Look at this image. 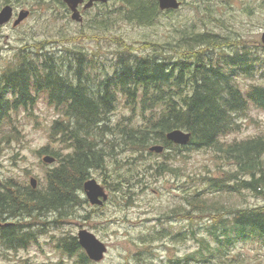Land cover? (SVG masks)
<instances>
[{"label":"trees","instance_id":"1","mask_svg":"<svg viewBox=\"0 0 264 264\" xmlns=\"http://www.w3.org/2000/svg\"><path fill=\"white\" fill-rule=\"evenodd\" d=\"M118 2L115 10L101 4L107 12L99 23H112L113 17L122 16L139 24H153L162 13L157 0ZM175 31L180 37L175 42L144 41L141 54L115 37L119 53L101 63L79 49L69 48L63 57L24 51L0 73V152L2 142L15 134L13 114L33 108L39 94L60 115L49 127V142L37 151L56 159L54 167L46 171L44 187L33 189L10 179L0 189V222L15 220L0 226L2 245L14 248L29 243L35 237L30 220L36 216L51 213L64 219L72 215L87 202L82 185L92 170L104 172L107 160L116 163L119 152H139L152 144H162L165 151L148 154L169 157L171 163L157 161L153 167L156 174L181 173L171 162L175 159L171 150L175 155L212 150L235 168L223 177H209L202 188L184 197L187 204L170 211L191 218L192 211L210 212L208 205L214 210L206 228L212 241L197 238L199 249L177 258L175 264L220 258L237 239L264 243V206L227 208L217 198L210 200L244 190L264 193V131L238 141L224 139L238 130V117L246 113L249 104L264 110V84L242 86L238 81L239 76H252L257 60L250 58L246 45H235L234 40L223 39L208 28L200 31L192 25ZM120 104L131 115L112 123L110 115ZM172 129L188 131V144L168 141L165 135ZM220 209H227L231 216L223 217ZM160 217L169 219L170 215ZM58 247L68 254L77 253L79 264L90 262L75 236H62Z\"/></svg>","mask_w":264,"mask_h":264},{"label":"rangeland","instance_id":"2","mask_svg":"<svg viewBox=\"0 0 264 264\" xmlns=\"http://www.w3.org/2000/svg\"><path fill=\"white\" fill-rule=\"evenodd\" d=\"M180 1L178 9L162 12L153 24L143 25L116 16L112 23L102 25L100 16L107 12V7L100 4L86 10L81 8L82 21L78 22L71 19L69 8L57 0H0V9L9 3L15 14L20 9L30 12L17 26L12 25V20L0 26V73L12 66L24 51L40 50L42 55L55 53L63 57L69 48L79 49L98 63L108 62L120 51L115 37L141 54L144 41L172 43L180 38L176 28L195 25L200 31L208 28L223 39L234 40L235 45H246L250 58L257 63L251 77L239 76L238 81L242 86L264 84V47L260 42L264 32V0ZM118 5V0L108 3L113 10ZM249 105L246 113L238 117V130L225 135L226 141L246 139L264 131V110ZM124 115L131 112L120 104L110 115L111 122L123 119ZM59 117L43 94L38 95L29 111L20 109L13 114L15 134L1 144L0 189L10 179L18 185H27L31 176L37 179L38 188L44 187L46 171L55 163L43 162L46 154L39 155L37 151L49 142V127ZM55 144L59 148L60 143ZM148 153V149L134 153L121 151L116 155V163L107 160L106 171L92 170L89 178L105 188L107 200L100 206L87 201L64 219H56L51 213L32 218L30 229L35 237L14 248L0 243V264H79L77 253L63 252L58 244L62 236H75L81 228L93 233L107 247L101 261L87 264H175L177 258L199 249L197 238L210 243L212 238L206 228L211 224L209 213L214 211L211 205H208L210 212L192 211L191 218L170 211L174 206L187 204L184 197L187 199L195 188H202L209 177H223L234 172V166L212 150H191L178 155L171 150L175 157L171 162L180 167L181 173L156 174L153 170L156 162L169 163V157ZM82 196L86 198L83 191ZM216 198L227 208L264 206V193L244 190L216 195L210 200ZM220 210L223 217L231 216L227 209ZM164 213L170 215L169 219L160 217ZM199 264H264V243L237 239L220 258L209 257V261Z\"/></svg>","mask_w":264,"mask_h":264},{"label":"water","instance_id":"3","mask_svg":"<svg viewBox=\"0 0 264 264\" xmlns=\"http://www.w3.org/2000/svg\"><path fill=\"white\" fill-rule=\"evenodd\" d=\"M63 3L69 8L71 12V19L81 22L82 16L78 10V6L81 3L83 8H90L94 3H106L108 0H62ZM159 9L168 10V9H177L180 5L178 0H157ZM14 15L13 7L10 4H5L0 9V26L8 23ZM29 15V10L21 9L16 15V18L13 20L12 25L17 26L20 22L26 19ZM261 43L264 46V32L260 37ZM166 139L174 144L186 145L190 140V133L182 129H172L167 132L165 135ZM148 150L150 152L160 153L163 151V146L161 144H153L149 146ZM43 162L50 164L55 161V158L51 155H45L42 157ZM29 184L32 188H36L37 179L35 177L29 178ZM83 192L92 205H102L105 200L108 198V194L105 191V188L100 185L94 178H88L83 182L82 185ZM1 224V223H0ZM77 241L80 247L85 251L86 256L94 261L99 262L104 258V255L107 251L106 245L100 241L93 233L88 230L81 228L77 232Z\"/></svg>","mask_w":264,"mask_h":264},{"label":"flooded vegetation","instance_id":"4","mask_svg":"<svg viewBox=\"0 0 264 264\" xmlns=\"http://www.w3.org/2000/svg\"><path fill=\"white\" fill-rule=\"evenodd\" d=\"M85 1H87V0H84V2H85ZM178 1H180V0H178ZM180 2H181V1H180ZM95 5H98V4H95ZM95 5H94V6H95ZM81 8H83V3H81V4L78 6V10L80 11ZM83 9H84V8H83ZM84 10H86V9H84ZM165 12H169V10H168V11H165ZM80 13H81V12H80ZM6 222L12 223V221H9V220H7Z\"/></svg>","mask_w":264,"mask_h":264}]
</instances>
